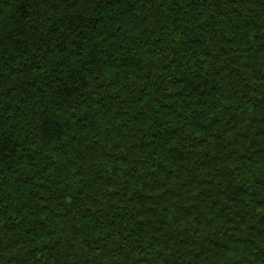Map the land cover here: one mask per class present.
<instances>
[{"label": "trees", "instance_id": "obj_1", "mask_svg": "<svg viewBox=\"0 0 264 264\" xmlns=\"http://www.w3.org/2000/svg\"><path fill=\"white\" fill-rule=\"evenodd\" d=\"M0 264H264V0H0Z\"/></svg>", "mask_w": 264, "mask_h": 264}]
</instances>
